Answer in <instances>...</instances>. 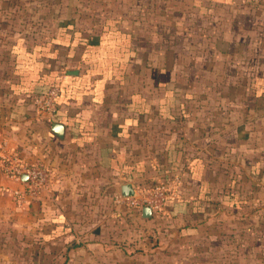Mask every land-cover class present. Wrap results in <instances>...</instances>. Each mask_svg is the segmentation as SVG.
Listing matches in <instances>:
<instances>
[{"label": "crops", "instance_id": "1", "mask_svg": "<svg viewBox=\"0 0 264 264\" xmlns=\"http://www.w3.org/2000/svg\"><path fill=\"white\" fill-rule=\"evenodd\" d=\"M108 19L114 25L105 27ZM77 29L43 40L0 33V146L52 169L48 189L24 205L11 195L22 183L0 171V263L264 264V161L257 159L254 172L238 155L234 185L201 151L208 133L196 131L193 112L182 115L187 101L170 79L140 91L149 105L143 118L128 107L131 93L118 77L134 59L129 29L112 16ZM163 63L154 67L170 77ZM51 86L59 89L54 111L36 112L33 99ZM54 123L63 126L62 136ZM225 153L231 155L222 151L221 158ZM193 158L213 171L205 174L207 191L190 171L180 197H167L157 213L145 216L120 200L123 185L168 182Z\"/></svg>", "mask_w": 264, "mask_h": 264}, {"label": "rangeland", "instance_id": "2", "mask_svg": "<svg viewBox=\"0 0 264 264\" xmlns=\"http://www.w3.org/2000/svg\"><path fill=\"white\" fill-rule=\"evenodd\" d=\"M193 3L194 0H0V33L18 32L43 40L57 32L59 21L65 18L73 19L81 30L96 27L107 16L117 18L119 25L131 31L136 48L129 71L127 63L122 64V76L118 77L131 93L128 107L143 118L149 105L145 92L140 91L145 90L147 82L161 86L165 78L170 79V85L177 87L178 94L187 101L182 115L193 112L196 131L203 132V136L208 133L199 141L201 151L212 156L209 158L214 167L229 171L226 174L235 185L238 155L241 164L254 172L260 161L257 159L264 161V95L259 93L254 98L250 88L261 82L258 77L264 79V0ZM157 61L170 68V77L162 67H154ZM244 102L247 107H243ZM212 114L220 119L211 122ZM236 132L246 135L237 138ZM215 145L220 148L215 149ZM227 150L231 155L227 157L225 153L221 158L222 151ZM201 163L199 158L190 159L181 176L176 173L172 180L156 184L167 183L171 189L181 190L185 182L190 183L186 174L191 171V178L200 182L202 192L207 191L210 186L205 174L212 176L213 171L204 172ZM260 186L264 192V184ZM10 250L4 252L9 255ZM7 262L2 259L0 264Z\"/></svg>", "mask_w": 264, "mask_h": 264}, {"label": "built area", "instance_id": "3", "mask_svg": "<svg viewBox=\"0 0 264 264\" xmlns=\"http://www.w3.org/2000/svg\"><path fill=\"white\" fill-rule=\"evenodd\" d=\"M58 86H52L44 93L33 99L36 112L52 113L58 95ZM0 171L8 178L22 183V188L12 189L11 195L18 205H24L35 199L40 193L48 189L52 179V169L46 164L29 163L16 153L7 151L0 146ZM26 175L23 180L22 176ZM167 197L179 198L180 190L171 189L167 183L156 184L145 188L134 189L132 194L120 196V200L133 208L142 209L149 206L157 213L162 210Z\"/></svg>", "mask_w": 264, "mask_h": 264}, {"label": "trees", "instance_id": "4", "mask_svg": "<svg viewBox=\"0 0 264 264\" xmlns=\"http://www.w3.org/2000/svg\"><path fill=\"white\" fill-rule=\"evenodd\" d=\"M199 1H201V0H194V3H193V5L195 4V5H198L199 4ZM217 1H222V2H230V1H232V0H217ZM246 1H248V2H254V1H257V0H246ZM203 10H206V7H203ZM143 16H145V14L143 13ZM107 23H105V27H110V26H112V25H114V22H115V19H108L107 21H106ZM66 28H68V29H71L73 32H80L76 27H74V25H73V21L72 20H70V19H62L59 23H58V31L60 30V31H64ZM259 79L258 80H261V82H259L258 83V85L257 86H253V82H252V80H250V86H253V87H250L252 90H253V93L256 95H258L259 93L261 94V95H264V79H261L260 77H258ZM52 87V86H51ZM259 87V90L260 91H258V88ZM50 87H48V89H49ZM47 90V89H46ZM45 90V91H46ZM243 107H247V103L246 102H244V104H243ZM189 112H191V111H189ZM211 117H213V119H215L214 121H217V119L216 118H219V117H214V114H212V116ZM189 117H186V119H188ZM183 119H185L184 117H181V120H183ZM220 119V118H219ZM202 124V123H201ZM225 173H229V171H225ZM230 173H231V171H230ZM236 182H237V180H236ZM156 185V183H152L150 186H155Z\"/></svg>", "mask_w": 264, "mask_h": 264}, {"label": "water", "instance_id": "5", "mask_svg": "<svg viewBox=\"0 0 264 264\" xmlns=\"http://www.w3.org/2000/svg\"><path fill=\"white\" fill-rule=\"evenodd\" d=\"M51 129L58 136H62L63 126L60 123H54L52 125V128ZM22 179L25 180L26 179V175H23L22 176ZM122 189H123V195H130L133 192L132 187H131L130 184L123 185V188ZM142 210H143V213H144L145 216H149L150 213H151V209H150L149 206H144L142 208Z\"/></svg>", "mask_w": 264, "mask_h": 264}]
</instances>
